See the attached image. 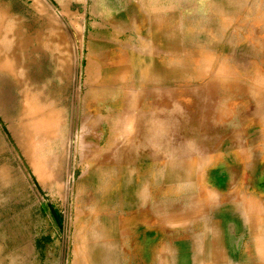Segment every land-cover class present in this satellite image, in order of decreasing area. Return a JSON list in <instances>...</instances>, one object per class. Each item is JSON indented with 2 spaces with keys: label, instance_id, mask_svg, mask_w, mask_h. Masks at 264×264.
<instances>
[{
  "label": "rangeland",
  "instance_id": "obj_1",
  "mask_svg": "<svg viewBox=\"0 0 264 264\" xmlns=\"http://www.w3.org/2000/svg\"><path fill=\"white\" fill-rule=\"evenodd\" d=\"M263 146L264 0H0V264H187Z\"/></svg>",
  "mask_w": 264,
  "mask_h": 264
},
{
  "label": "crops",
  "instance_id": "obj_2",
  "mask_svg": "<svg viewBox=\"0 0 264 264\" xmlns=\"http://www.w3.org/2000/svg\"><path fill=\"white\" fill-rule=\"evenodd\" d=\"M262 148L257 157L251 150L250 164L240 161L234 212L221 214L223 220L216 229L217 235L194 238L191 248L183 252L187 264H264V146ZM243 150L247 149L243 147ZM248 168L254 172L247 177L243 170ZM160 249L155 264H162ZM169 253L170 264H174V250L171 248Z\"/></svg>",
  "mask_w": 264,
  "mask_h": 264
},
{
  "label": "bare ground",
  "instance_id": "obj_3",
  "mask_svg": "<svg viewBox=\"0 0 264 264\" xmlns=\"http://www.w3.org/2000/svg\"><path fill=\"white\" fill-rule=\"evenodd\" d=\"M161 22H163V21H161ZM164 23V22H163ZM161 25V24H160ZM6 61H8V60H6ZM88 70H89V67L87 68ZM94 93L95 92H93L92 91V95H94ZM104 96L105 95V93L104 92H101V93H99V96ZM256 96V95H255ZM259 98V97H258ZM159 99V98H158ZM115 100V99H114ZM263 108V107H262ZM147 112V111H146ZM146 115V114H145ZM260 115V114H259ZM148 117V116H147ZM125 118V117H124ZM131 119V118H130ZM142 119V118H141ZM132 122V121H131ZM120 123H121V119H119V118H117L116 120H115V125L113 126V127H111V129L112 130H116L118 127H119V125H120ZM143 123H145V122H143ZM127 124V123H126ZM125 125V124H124ZM123 125V126H124ZM143 126H144V124H143ZM146 126V125H145ZM140 128H141V126H140ZM139 129V128H138ZM147 129V128H146ZM145 129V130H146ZM126 130V129H125ZM117 131H119V130H117ZM131 131V130H130ZM133 131V130H132ZM146 132H147V130H146ZM149 133V132H148ZM126 136H124V138H125ZM69 139V138H68ZM143 139V138H142ZM144 141V140H143ZM142 141V142H143ZM137 143H139V142H137ZM135 145V144H134ZM119 147V146H118ZM246 147V146H245ZM246 149V148H245ZM121 151V150H120ZM245 152V151H244ZM256 152V151H255ZM130 153V152H129ZM135 153V152H134ZM116 159V158H115ZM121 159V158H120ZM254 159V158H253ZM108 160V159H107ZM118 160V159H117ZM125 162H126V160H125ZM119 164V163H118ZM197 164V163H196ZM250 164V163H249ZM169 169V168H168ZM250 188V187H249ZM253 188V187H252ZM242 194V193H241ZM242 197H243V195H242ZM241 197V198H242ZM246 197V196H245ZM245 199V198H244ZM249 203V202H248ZM246 205V204H245ZM247 206H248V204H247ZM80 212V211H79ZM78 215V214H77ZM256 215V214H255ZM98 242H100V241H98ZM74 243V242H73ZM90 245V244H89ZM4 247V246H3ZM264 247V246H263ZM3 250V249H2ZM92 250V249H91ZM7 251V250H6ZM101 251V250H100ZM78 260V259H77ZM95 260V259H94ZM96 261V260H95Z\"/></svg>",
  "mask_w": 264,
  "mask_h": 264
}]
</instances>
